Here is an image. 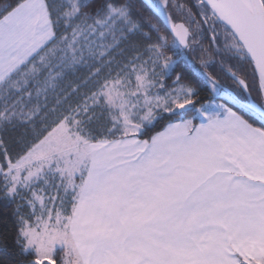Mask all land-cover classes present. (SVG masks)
Masks as SVG:
<instances>
[{"label": "snow or ice", "instance_id": "snow-or-ice-1", "mask_svg": "<svg viewBox=\"0 0 264 264\" xmlns=\"http://www.w3.org/2000/svg\"><path fill=\"white\" fill-rule=\"evenodd\" d=\"M144 7L0 4V196L15 205L0 241L14 264H264V0ZM197 50L221 103L197 107L177 71Z\"/></svg>", "mask_w": 264, "mask_h": 264}, {"label": "trees", "instance_id": "trees-1", "mask_svg": "<svg viewBox=\"0 0 264 264\" xmlns=\"http://www.w3.org/2000/svg\"><path fill=\"white\" fill-rule=\"evenodd\" d=\"M5 0H0V4L4 3ZM135 3L137 5V8L143 12L145 15H148V9L146 7H144V5H146V3L143 0H135ZM154 23L157 24H162L164 23L161 19L159 21L153 20ZM210 33L205 36L201 43H202V47L204 49H206V52L203 53V56L205 59L211 60L212 62L215 63V72L219 73L220 70V62L221 60L225 59V57L221 54H218L216 49H215V45L210 43ZM222 47V43L220 45ZM202 54L199 52V50H197V52L194 54V63L196 65V67L192 66V62H188L186 64L182 65V68H178L177 71H183L185 78H186V82H191L193 83L199 90H200V96H199V103L197 104V106H199L201 103H204L208 100H210L212 98V93L210 91V89L206 86L203 85L200 82V78L198 77V74L196 72V68L199 67V61H200V56ZM83 71L82 70H77L75 72H70L65 76V79L60 82L59 87L63 88L65 87L67 84H69L70 82H78L79 77H81L83 75ZM221 78L225 79V82L230 83V81H227L225 77H223V74H221ZM175 79V73L172 74L171 79H169L167 81V83L169 85H171L172 80ZM59 90V89H58ZM86 90V89H85ZM255 95V93H254ZM43 99V98H41ZM54 94L49 93V102H50V106L52 104H54ZM195 110H193L192 112H189V116L194 115ZM197 122V120L195 121ZM157 131H159L160 129H156ZM12 135H15V133H13ZM15 207L14 203H12L10 200H5L2 196H0V212H7L8 213V230L11 231L12 229V225L14 223L15 218L12 217L11 215V211L12 209ZM0 228H2V226H0ZM18 251V249L16 248L13 240L11 238H9V240L7 241H0V264H14V261L16 259L15 253Z\"/></svg>", "mask_w": 264, "mask_h": 264}, {"label": "rangeland", "instance_id": "rangeland-1", "mask_svg": "<svg viewBox=\"0 0 264 264\" xmlns=\"http://www.w3.org/2000/svg\"><path fill=\"white\" fill-rule=\"evenodd\" d=\"M210 35H211V33H210ZM221 43H223V38H221ZM216 48H217V45H215V49H216ZM211 93H212V92H211ZM213 102H215V103H221L222 101H220V100H214V94L212 93V98H211L210 100L204 102V103H201V104L207 106V105H209L210 103H213ZM201 104H200V105H201ZM200 105H199V106H200ZM199 106H197V107H199ZM194 114H195V113H194Z\"/></svg>", "mask_w": 264, "mask_h": 264}, {"label": "water", "instance_id": "water-1", "mask_svg": "<svg viewBox=\"0 0 264 264\" xmlns=\"http://www.w3.org/2000/svg\"><path fill=\"white\" fill-rule=\"evenodd\" d=\"M143 1H144L146 4H148V3L150 2V0H143ZM160 19H161L163 22H165V21H164V17H161Z\"/></svg>", "mask_w": 264, "mask_h": 264}, {"label": "crops", "instance_id": "crops-1", "mask_svg": "<svg viewBox=\"0 0 264 264\" xmlns=\"http://www.w3.org/2000/svg\"><path fill=\"white\" fill-rule=\"evenodd\" d=\"M199 122H200V120L197 118V122H195V123H197V124H198Z\"/></svg>", "mask_w": 264, "mask_h": 264}]
</instances>
